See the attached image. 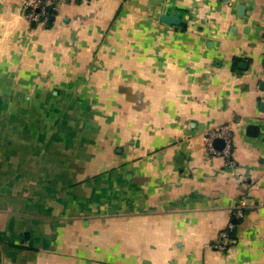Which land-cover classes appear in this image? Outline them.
I'll return each mask as SVG.
<instances>
[{
    "label": "crops",
    "instance_id": "obj_1",
    "mask_svg": "<svg viewBox=\"0 0 264 264\" xmlns=\"http://www.w3.org/2000/svg\"><path fill=\"white\" fill-rule=\"evenodd\" d=\"M0 264H264V0H0Z\"/></svg>",
    "mask_w": 264,
    "mask_h": 264
},
{
    "label": "built area",
    "instance_id": "obj_2",
    "mask_svg": "<svg viewBox=\"0 0 264 264\" xmlns=\"http://www.w3.org/2000/svg\"><path fill=\"white\" fill-rule=\"evenodd\" d=\"M64 3L65 0H21V9L29 25H37L45 29L51 25L52 18L58 13ZM232 139V131L228 126L209 130L203 135V141L208 155L223 158L225 165L228 167L234 165ZM216 140L223 141L224 145L222 149H217L213 145ZM231 216L232 221H230L226 230L219 235L216 243V249L218 250H225L232 243V234L236 229V223L243 218L242 202L240 205L232 208Z\"/></svg>",
    "mask_w": 264,
    "mask_h": 264
},
{
    "label": "water",
    "instance_id": "obj_3",
    "mask_svg": "<svg viewBox=\"0 0 264 264\" xmlns=\"http://www.w3.org/2000/svg\"><path fill=\"white\" fill-rule=\"evenodd\" d=\"M161 22L167 25H172V26H179L181 24V20L177 17L171 16V15H162L160 18ZM242 68L243 65H240ZM246 131H249V136L250 137H257L259 134V127L256 125H248L246 127ZM217 149H222L223 148V141L222 140H216L213 144Z\"/></svg>",
    "mask_w": 264,
    "mask_h": 264
}]
</instances>
